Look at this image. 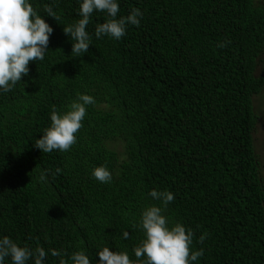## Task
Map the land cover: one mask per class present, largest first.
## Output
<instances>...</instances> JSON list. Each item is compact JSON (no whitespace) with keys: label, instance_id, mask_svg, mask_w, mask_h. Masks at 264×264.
Here are the masks:
<instances>
[{"label":"trees","instance_id":"trees-1","mask_svg":"<svg viewBox=\"0 0 264 264\" xmlns=\"http://www.w3.org/2000/svg\"><path fill=\"white\" fill-rule=\"evenodd\" d=\"M82 2L29 0L53 32L44 60L0 90V239L44 248V264H59L52 249L68 264L77 251L99 264L104 247L136 262L142 212L158 206L170 227L194 232L191 250L203 255L192 264H264V187L252 137L253 99L264 92V74L256 73L264 3L117 0V19L138 8L140 25H127L119 40L97 39L95 28L109 17L94 10L89 49L77 57L63 29L82 19ZM77 94L95 100L77 143L43 153L35 142L53 107L63 114ZM99 166L111 182L92 176ZM152 190L175 198L165 208Z\"/></svg>","mask_w":264,"mask_h":264},{"label":"clouds","instance_id":"clouds-1","mask_svg":"<svg viewBox=\"0 0 264 264\" xmlns=\"http://www.w3.org/2000/svg\"><path fill=\"white\" fill-rule=\"evenodd\" d=\"M94 10L104 12L109 17L105 23L95 28L97 39L107 35L119 40L126 35L127 25H140V17L143 15L140 9L134 8L128 16L117 19L120 10L117 0H83L79 10L82 19L63 29L64 33L75 41L72 54L77 57L89 49L91 36L86 27ZM44 11L55 20L60 19L51 6L46 5ZM52 32L53 28L37 14L29 0H0V90H12L17 82L28 74L31 61L44 60ZM225 46L224 43L219 45ZM94 103L92 96L77 94V99L68 105L69 110L63 114L53 107L51 125L44 130L42 137L36 140L35 147L43 153H51L53 150L70 151L77 143L76 134L83 127L86 106ZM59 171L57 169V172ZM92 176L101 183H109L112 180V174L105 166L94 168ZM45 179V174L41 173L40 180ZM149 195L162 201L165 208L175 198L173 193L167 190H152ZM163 210L158 206H150L142 212L138 227L144 231L145 239L134 248L136 262L129 258L127 252H115L104 247L98 252L99 264H192L197 261L203 255V249L191 250L194 232L186 230L185 226L179 223L170 227ZM122 237L127 239L129 232L124 231ZM205 238L206 234L202 235L199 242L203 243ZM46 255L42 247L33 251L26 246H18L8 236L0 239V264H4L6 257L11 258L12 264H26L33 258L34 264H44ZM51 255L61 257L59 264H68L61 251L52 249ZM145 256L146 260L141 259ZM70 260L72 264H91L83 251L74 252Z\"/></svg>","mask_w":264,"mask_h":264},{"label":"rangeland","instance_id":"rangeland-1","mask_svg":"<svg viewBox=\"0 0 264 264\" xmlns=\"http://www.w3.org/2000/svg\"><path fill=\"white\" fill-rule=\"evenodd\" d=\"M254 5H261L264 0H253ZM257 74H264V52L258 59ZM253 109L258 119L252 133L254 153L259 164V175L264 187V92L253 99Z\"/></svg>","mask_w":264,"mask_h":264}]
</instances>
